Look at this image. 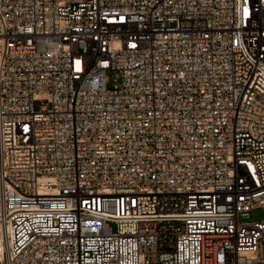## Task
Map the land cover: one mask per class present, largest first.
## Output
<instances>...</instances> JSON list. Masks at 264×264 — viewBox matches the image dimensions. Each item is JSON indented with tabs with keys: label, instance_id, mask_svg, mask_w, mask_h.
Wrapping results in <instances>:
<instances>
[{
	"label": "built area",
	"instance_id": "built-area-1",
	"mask_svg": "<svg viewBox=\"0 0 264 264\" xmlns=\"http://www.w3.org/2000/svg\"><path fill=\"white\" fill-rule=\"evenodd\" d=\"M264 0H0V264H264Z\"/></svg>",
	"mask_w": 264,
	"mask_h": 264
},
{
	"label": "rangeland",
	"instance_id": "rangeland-1",
	"mask_svg": "<svg viewBox=\"0 0 264 264\" xmlns=\"http://www.w3.org/2000/svg\"><path fill=\"white\" fill-rule=\"evenodd\" d=\"M259 220L264 221V209L263 208L253 209L250 212V217H248V218H241V221L242 222H245V221L252 222V221H259Z\"/></svg>",
	"mask_w": 264,
	"mask_h": 264
}]
</instances>
